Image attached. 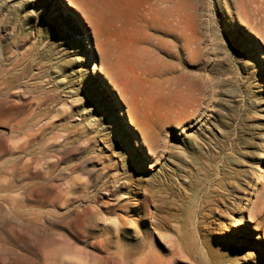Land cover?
I'll list each match as a JSON object with an SVG mask.
<instances>
[{
	"label": "rangeland",
	"instance_id": "374dc122",
	"mask_svg": "<svg viewBox=\"0 0 264 264\" xmlns=\"http://www.w3.org/2000/svg\"><path fill=\"white\" fill-rule=\"evenodd\" d=\"M71 8L110 96L127 113L122 85L104 73L93 26ZM239 9L236 0H187V63L139 55L152 81L187 80V103L197 100L194 116L166 125L156 139L129 121L133 144L147 153L142 163L93 72L78 62L76 22L51 0H0V264L66 263L45 244L44 210L35 203L52 186L68 203L51 213L71 231L73 213L95 197V233L106 227L112 243L108 258L94 252L88 264H264V39L257 33L264 27ZM16 139L28 142L18 153V166L28 165L19 186L11 176ZM49 166L60 179L42 177ZM92 236L86 249L102 248ZM124 238L141 239V252L117 255Z\"/></svg>",
	"mask_w": 264,
	"mask_h": 264
},
{
	"label": "bare ground",
	"instance_id": "6f19581e",
	"mask_svg": "<svg viewBox=\"0 0 264 264\" xmlns=\"http://www.w3.org/2000/svg\"><path fill=\"white\" fill-rule=\"evenodd\" d=\"M51 2L56 8L62 9L63 15L69 16L76 22L74 26L78 28V31L74 33L72 40L76 43L75 49L80 53L78 62L84 67H88L86 72H93V82L106 99V104L113 114L115 123L120 128L122 126L124 132L122 134L125 136L127 144L140 152V162L147 163L144 156L141 155L144 153L147 157V153L138 142L135 147L136 145L133 144V140L129 136L133 133L129 121L139 125L144 138L156 139L166 125L185 122L197 112L195 107L197 100L187 103V80L171 78L163 82L152 81L150 79L152 73L148 70L144 59L140 57L144 53H150L155 58L164 54L170 60H175L178 56L180 62L187 63L184 56L185 54L187 57V0H135L134 6H130L128 0H89V2L69 0V4L81 10L93 26L94 34L98 40L96 47L107 65L103 67L104 73L116 86L122 85L120 92L130 102L128 115L126 109L117 104L110 96L108 84L96 69L95 60L91 55V51L95 47H89L86 36L81 29L79 30L81 27L87 32L82 21L70 5H65L61 0H51ZM236 3L240 7L239 11L248 13L249 16L254 17L258 26L264 27V0H236ZM242 20L250 24V20L246 21L243 18ZM257 33L264 39L263 29ZM180 41L183 42L182 52L175 50L176 42ZM129 90L133 91L130 97L127 96ZM163 96L168 99L167 102L162 101ZM5 111V108H0V116ZM27 143L24 141L20 144L17 139L13 142L17 153L14 154L15 162L12 166L11 176L13 182L17 184L16 186H19L27 177L28 165L23 163V166L19 167L17 163L18 153L28 151ZM171 145L175 147L177 143L173 141ZM149 162L152 164L151 160ZM260 172L263 177V167ZM40 174L38 172L35 174L37 176L28 177L33 179L40 177ZM54 176L60 179L61 173L49 166L42 177L48 180ZM28 186L33 193L34 189L31 183L28 182ZM56 187H50L45 198L35 202L44 210L40 216L42 219H40L42 220V237L45 244L48 247L52 245L55 254L65 261V264H71L69 261L73 259L78 260L81 264H88L87 261L90 256H94V252L103 255L104 259L108 258L112 240L109 238L110 231L106 227H103L99 234L95 233L93 214V209L97 206L95 197H87L83 208H78L79 210L73 213L70 228L75 226L77 230L71 231L66 226H60L58 216L51 213V208L64 209L68 203V199L62 201V188L60 187L61 189L58 190ZM69 191L68 193H71V190ZM91 236L97 238L102 248L86 249L85 246ZM81 243L82 247L79 245ZM140 252L141 239L130 241L125 238L120 239L116 250L117 255L125 257H132Z\"/></svg>",
	"mask_w": 264,
	"mask_h": 264
}]
</instances>
